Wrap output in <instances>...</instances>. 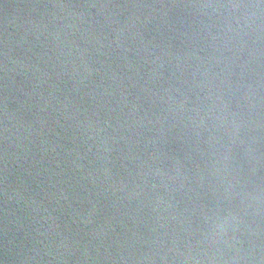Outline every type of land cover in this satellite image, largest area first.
I'll return each mask as SVG.
<instances>
[{"label":"water","instance_id":"obj_1","mask_svg":"<svg viewBox=\"0 0 264 264\" xmlns=\"http://www.w3.org/2000/svg\"><path fill=\"white\" fill-rule=\"evenodd\" d=\"M0 264H264V0H0Z\"/></svg>","mask_w":264,"mask_h":264}]
</instances>
